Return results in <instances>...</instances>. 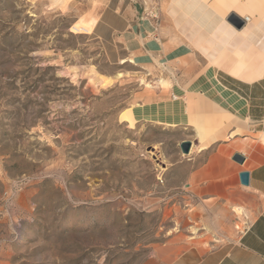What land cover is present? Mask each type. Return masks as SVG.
I'll use <instances>...</instances> for the list:
<instances>
[{
  "label": "rangeland",
  "instance_id": "374dc122",
  "mask_svg": "<svg viewBox=\"0 0 264 264\" xmlns=\"http://www.w3.org/2000/svg\"><path fill=\"white\" fill-rule=\"evenodd\" d=\"M103 5L0 0V264H162L157 248L208 235L184 187L191 134L122 120L168 86L95 40Z\"/></svg>",
  "mask_w": 264,
  "mask_h": 264
},
{
  "label": "crops",
  "instance_id": "0c3cea01",
  "mask_svg": "<svg viewBox=\"0 0 264 264\" xmlns=\"http://www.w3.org/2000/svg\"><path fill=\"white\" fill-rule=\"evenodd\" d=\"M232 15L240 29L228 22ZM96 18L88 21L96 41L156 67L168 86L129 108L133 120L193 139L184 187L208 235L172 240L156 259L264 264V0H104ZM238 216L247 226L234 235ZM215 235L223 240L214 243Z\"/></svg>",
  "mask_w": 264,
  "mask_h": 264
},
{
  "label": "bare ground",
  "instance_id": "6f19581e",
  "mask_svg": "<svg viewBox=\"0 0 264 264\" xmlns=\"http://www.w3.org/2000/svg\"><path fill=\"white\" fill-rule=\"evenodd\" d=\"M69 0H53V4L54 5H57V6H59V7H64V5H66V3L68 2ZM234 4H235V2H233ZM121 64H124L125 63V61L123 60V61H121L120 62ZM91 75H93V72H92V74ZM92 77V76H91ZM90 77V78H91ZM122 77V75L121 74H118L117 75V77L116 78H121ZM93 82H94V85H98V84H100L101 85V87L102 88H107L108 86H110L111 85V83L113 82L112 81V79H110V77L109 78H106V77H104V76H94V80H93ZM159 83H161L162 85H163V82L162 81H160ZM93 84V83H92ZM165 85V84H164ZM166 86V85H165ZM146 87H150V85H147L146 84ZM151 88V87H150ZM132 111V110H131ZM142 111V110H141ZM131 114H132V112L130 113V110L128 109L127 111H125L124 113H122L121 114V117H122V120H123V122H125V123H127L130 127H133V125H134V123H136L134 120H133V118L131 117ZM200 135V134H199ZM202 135V134H201ZM206 145H201L200 147H201V149H203L204 147H205ZM235 212L237 213V214H240L241 213V211L240 210H238V209H235Z\"/></svg>",
  "mask_w": 264,
  "mask_h": 264
},
{
  "label": "water",
  "instance_id": "95a60500",
  "mask_svg": "<svg viewBox=\"0 0 264 264\" xmlns=\"http://www.w3.org/2000/svg\"><path fill=\"white\" fill-rule=\"evenodd\" d=\"M228 22L234 26L236 29H240L243 26V22L237 18L236 16L232 15L228 18ZM192 147V143L190 141H183L179 145V149L182 155L188 156L190 154ZM234 161L239 164H242L243 158L241 156H235ZM240 183L244 186H247L249 183V175L247 172H242L239 175Z\"/></svg>",
  "mask_w": 264,
  "mask_h": 264
},
{
  "label": "built area",
  "instance_id": "2783aa9c",
  "mask_svg": "<svg viewBox=\"0 0 264 264\" xmlns=\"http://www.w3.org/2000/svg\"><path fill=\"white\" fill-rule=\"evenodd\" d=\"M153 17H155V15ZM248 20H249L248 18H245L243 21L244 22H247Z\"/></svg>",
  "mask_w": 264,
  "mask_h": 264
}]
</instances>
